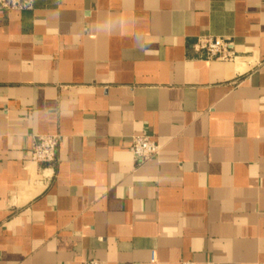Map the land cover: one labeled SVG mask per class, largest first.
<instances>
[{
	"label": "crops",
	"instance_id": "0c3cea01",
	"mask_svg": "<svg viewBox=\"0 0 264 264\" xmlns=\"http://www.w3.org/2000/svg\"><path fill=\"white\" fill-rule=\"evenodd\" d=\"M233 42L205 60L199 36ZM153 136L135 165L132 136ZM59 136L39 168V137ZM264 264V0L0 12V264Z\"/></svg>",
	"mask_w": 264,
	"mask_h": 264
},
{
	"label": "built area",
	"instance_id": "2783aa9c",
	"mask_svg": "<svg viewBox=\"0 0 264 264\" xmlns=\"http://www.w3.org/2000/svg\"><path fill=\"white\" fill-rule=\"evenodd\" d=\"M34 0H0V12H25L33 9ZM195 52L202 54L207 61L232 62L236 58L233 42L229 39L199 36L193 46ZM59 136L39 137L30 152L31 161L39 168L52 166L56 161ZM159 145L153 136H132L128 150L133 156L135 165L140 166L155 158L159 153ZM81 264H106L95 258L84 260ZM180 264H196L195 262H181ZM204 264H217L207 261Z\"/></svg>",
	"mask_w": 264,
	"mask_h": 264
}]
</instances>
